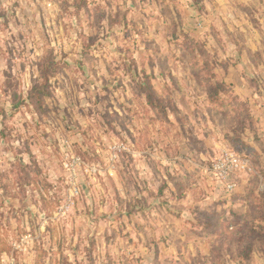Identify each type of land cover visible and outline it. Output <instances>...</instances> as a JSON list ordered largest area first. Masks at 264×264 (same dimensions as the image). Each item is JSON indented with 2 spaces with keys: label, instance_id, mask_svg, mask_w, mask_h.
Instances as JSON below:
<instances>
[{
  "label": "rangeland",
  "instance_id": "1",
  "mask_svg": "<svg viewBox=\"0 0 264 264\" xmlns=\"http://www.w3.org/2000/svg\"><path fill=\"white\" fill-rule=\"evenodd\" d=\"M262 97L264 0H0V264L243 258L259 237L237 213L243 194L258 207L256 181L238 182L252 165L211 171L228 151L252 164ZM136 196L169 228L133 246L117 212Z\"/></svg>",
  "mask_w": 264,
  "mask_h": 264
},
{
  "label": "crops",
  "instance_id": "2",
  "mask_svg": "<svg viewBox=\"0 0 264 264\" xmlns=\"http://www.w3.org/2000/svg\"><path fill=\"white\" fill-rule=\"evenodd\" d=\"M251 108L255 111L254 116L256 122L253 132L255 138L251 135L250 138L249 134L247 135V137H243L244 142L241 144V147L246 149L248 151V154L252 156V173L245 174L243 177L239 178L240 181L238 182L241 183L240 191L248 190L250 192L253 187L252 183L256 181L257 185L255 187V194L258 199H256V201L258 202V207L256 209V212H251L250 202L251 200L253 201V199L245 194L239 197L240 199L238 200L240 201L236 199L238 202L243 203V206L241 208L242 211L237 210L238 204H235V202L237 201L232 200L230 202H232V205L235 204L232 207L237 210V213H242L244 222L245 220L248 221L249 227H247L246 229L245 226L244 233H246L247 235L256 234L259 237L254 242L253 248L248 252L243 253V258H228L226 260V264H264V97H262V99H259V101H257L256 103L255 101H251ZM143 153L148 155L147 152ZM146 161L147 159H145V161L135 162V171L137 170L136 175H138L137 177L139 178V180L141 179V177H143V181H147L149 183L152 182L154 176L152 173L153 166ZM168 166L165 165L159 167V169H161V175H157L158 178L164 177V171H169ZM143 171H145V173H143ZM135 198L136 199L133 200L134 209L131 208V210L133 209L132 212L126 213L121 209L120 212H117V231L121 232L122 234L129 235V240H132L131 245L133 246H136V244L140 245V243L142 242L144 243L145 239L142 235L150 236L152 233H155V231L161 234V232H164L169 228V225L167 223V220L169 219L168 213H164L162 210H160L161 212L154 214L153 217L154 211L152 210V208L153 204H156L157 200H155L153 204H151L150 202L146 204L147 200H151L150 196H136ZM253 212L257 215V221H255L254 223L250 221L251 219L253 220ZM183 217H185V214L183 215ZM204 218L207 217H202V215H200L197 220L195 218L193 220L195 221V226L194 228H192V226L190 225L189 231L191 229H195L196 233L203 234L206 228L201 227L199 224ZM209 218L215 219L214 215L211 214H209ZM159 242H161V239L159 240ZM158 244L161 243H157V246H159ZM142 264L148 263L142 262Z\"/></svg>",
  "mask_w": 264,
  "mask_h": 264
},
{
  "label": "built area",
  "instance_id": "3",
  "mask_svg": "<svg viewBox=\"0 0 264 264\" xmlns=\"http://www.w3.org/2000/svg\"><path fill=\"white\" fill-rule=\"evenodd\" d=\"M120 152L131 153V150L124 144H120L117 146V158ZM225 154L226 156L224 158L216 160L212 166L211 172L216 178L227 181L230 180L236 173L242 174L251 172V164L247 158H241L229 151ZM94 171H97V169H94ZM235 188V183L228 185V189L230 191H234ZM76 194H78V192Z\"/></svg>",
  "mask_w": 264,
  "mask_h": 264
}]
</instances>
